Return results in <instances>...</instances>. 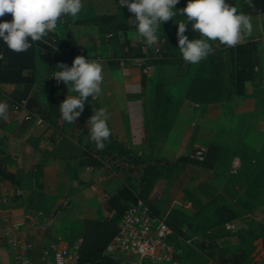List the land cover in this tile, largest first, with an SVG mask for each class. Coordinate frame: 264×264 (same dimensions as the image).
Segmentation results:
<instances>
[{
    "label": "rangeland",
    "instance_id": "374dc122",
    "mask_svg": "<svg viewBox=\"0 0 264 264\" xmlns=\"http://www.w3.org/2000/svg\"><path fill=\"white\" fill-rule=\"evenodd\" d=\"M179 1L182 8L188 2ZM245 1L226 0L241 12ZM180 21L187 22V19L177 14L173 20L161 23V27L169 25L174 29V55L163 53L158 31V43L153 46L145 44V60L149 67L141 72L142 86L124 94L115 76L114 86L110 85L108 91L115 96V100L109 104L104 102L103 107L108 110L109 128L123 138L132 151L145 157L163 156L174 160L186 155L192 158L190 154L193 149L198 145L205 146L209 141L222 147L218 160L210 168L185 161L172 173L156 177L148 196L165 222L168 220L171 226L179 227L180 233L175 236L174 242L181 250L182 264H247L252 258L253 240L259 230H264V184L254 196L242 193L246 185H253L250 192L255 188L253 179L256 171L264 166V11L252 19L253 33L247 37L257 38L260 43L258 53L263 77L259 84L247 86L240 94L233 91V48L225 47L220 53L223 61L220 93L215 101L209 103L183 97L185 82L201 72L204 60L196 65L183 60L176 35ZM187 28L184 35L189 40L199 38L190 23ZM212 46H217V42H213ZM156 79L162 81L169 97L161 99L162 107L155 108L152 88ZM130 99L139 103L137 133L131 129L127 109L123 114L118 111L120 107L126 108ZM153 108L156 110L153 111ZM108 179L110 189L128 183L132 189L138 190L135 173L113 170ZM245 200L252 202V205L259 202L254 206V215L258 217L245 220L247 224L242 226L241 207L237 206H240L238 202ZM216 208L223 215L228 212L225 208L231 210L233 217L230 220L236 228L218 236L215 245H209L205 235L210 220L217 216ZM78 237L79 224L73 222L57 245L78 242ZM232 254L239 256L233 258ZM222 258L228 261L223 263Z\"/></svg>",
    "mask_w": 264,
    "mask_h": 264
},
{
    "label": "crops",
    "instance_id": "0c3cea01",
    "mask_svg": "<svg viewBox=\"0 0 264 264\" xmlns=\"http://www.w3.org/2000/svg\"><path fill=\"white\" fill-rule=\"evenodd\" d=\"M83 2L85 6L77 18L65 17L58 24V29L49 33L48 36L56 39L53 44L48 45L47 49L42 46L36 49L31 94L44 107L48 86L54 84L53 72L63 70L56 65L64 63L71 67L73 59L78 55L103 65L102 94L96 99H87L83 112L73 124L64 121L59 115L56 129L47 126L44 119L35 112L32 113L41 117V123L25 119V113L31 112L25 106L16 112L9 110L8 119L0 120V160L14 177L13 181L0 177V235L10 220L36 214L34 218H24V223L16 232L21 247H16L10 239L0 236V264H17V253H23L33 264H38L40 254L49 245L61 242L71 223L80 224L83 217L102 218L113 213L105 203L106 197L119 186L109 188L111 182L108 176L112 172H108L104 166L90 167L78 163L81 145L88 133L86 121L94 114L93 110L103 107L104 102L109 104L115 100V96L108 92L110 85L114 86L115 76L119 88L126 94L141 87V72L149 67V63L145 60V44L141 46L143 55L122 54L126 50V45L122 43L124 38L131 44L141 40L135 34V26L127 22L133 14L126 6L120 7L118 0ZM98 12L121 13L126 28L115 31L114 39L109 37L110 32L101 33L99 25L89 20L93 13ZM259 14L250 15L254 19ZM67 31L77 47L70 54L66 53L69 46H64ZM47 72L50 73L47 75ZM59 84L64 86L63 100L68 95H76L70 85L62 82ZM12 88V83L0 82V99L8 96ZM103 89L107 90V94L103 93ZM119 109L120 114L126 113L127 109L131 129L137 133L138 101L130 99L126 108ZM14 189L20 191L19 195H12ZM63 198H66L67 205L55 210ZM105 210V214L101 213ZM254 214L241 210V219L244 220L241 221L242 226L247 224V219L251 221L258 217ZM44 216L48 217V223L42 227L40 225ZM259 231L253 240V264H264V230Z\"/></svg>",
    "mask_w": 264,
    "mask_h": 264
},
{
    "label": "trees",
    "instance_id": "16d2710c",
    "mask_svg": "<svg viewBox=\"0 0 264 264\" xmlns=\"http://www.w3.org/2000/svg\"><path fill=\"white\" fill-rule=\"evenodd\" d=\"M181 1L178 2L177 9L180 7ZM254 7H249L245 1L242 6V11L247 14H257L264 11V0H252ZM179 14V13H177ZM12 16L6 14L0 17V21H11ZM89 20L92 23L99 25L101 33L110 32L111 38L116 37L117 30H124L126 22L121 13H106L98 12L93 13ZM176 21V18H175ZM162 38L163 53L169 56L175 53V39L174 29L167 25L162 26L160 29ZM53 38L47 36L46 40ZM53 41V42H54ZM126 45V50L122 52L124 56H139L143 55L141 46L145 44L142 40L131 44L128 39L124 38L122 41ZM259 40L257 38H247L233 48V62L234 68L232 71V87L236 94L244 91L245 87L257 85L260 82L262 75V66L259 56ZM49 48L47 44L42 42H32V47L25 52H14L10 50L7 45L0 40V82L12 83L13 88L9 92V97L14 99H25V107L31 112L38 113L46 122L47 126L52 129L57 128V117L60 115L59 105L63 101V84H50L48 86L47 101L44 107H41L37 99L31 94V87L33 84V59L36 49L39 47ZM64 46H69L66 51L67 54L72 53L77 47L74 39L70 33L66 32V40ZM226 46L217 41V46H214V53L209 55L204 60V66L200 73L191 76L184 84L183 97L190 98L195 102L209 103L217 99L222 82L223 61L220 53ZM50 72H47V75ZM141 75V86H142ZM152 100L154 107H162L161 99H167L169 96L160 79H156L152 88ZM154 109V108H153ZM154 109L153 111H155ZM154 113V112H153ZM165 122L164 119V124ZM110 143L106 144L103 151L96 149L95 144L89 140L88 133L81 145L80 153L78 155L79 165L90 167L104 166L108 172L113 170L121 171L122 173H135L138 177V190L132 189L128 183L120 184L113 192L106 197V206L113 211L112 215L104 216L102 218L83 217L79 224V242L77 245V253L79 260H89L96 264H111L109 257L105 254L104 249L112 235L117 228V219L123 209L128 203L135 200L136 196L141 198L154 213L159 214L158 208L149 198V190L152 186L154 179L158 176L172 173L179 164L189 161L204 168H210L218 160L222 147L214 142H207L205 150L201 159L187 157L186 155L180 156L174 160H168L163 156L145 157L138 154L130 147L127 146L125 140L119 137L116 132L111 131ZM256 177L253 183L256 184L255 188L251 187L252 184L246 185L243 188V195L254 196L257 194V189L261 188L264 184V166H261L256 171ZM0 177L13 181V174L5 168V165L0 160ZM127 203V205H126ZM252 202L245 200L238 202L241 210H248L253 213L254 209L259 202L251 204ZM126 205V206H125ZM249 208V206H251ZM254 207V208H253ZM224 215L220 214L216 208V217L212 218L207 228L205 238L209 245H215L218 236L227 234L223 227V222L230 220L233 217V212L227 210ZM240 210V211H241ZM168 224L169 221L167 220ZM264 227V226H263ZM173 236L171 241L174 245L175 236L180 233V229L176 225H172ZM233 258L239 256L232 254ZM227 258H222V262L226 263ZM247 264H253L249 261Z\"/></svg>",
    "mask_w": 264,
    "mask_h": 264
},
{
    "label": "clouds",
    "instance_id": "9594fccd",
    "mask_svg": "<svg viewBox=\"0 0 264 264\" xmlns=\"http://www.w3.org/2000/svg\"><path fill=\"white\" fill-rule=\"evenodd\" d=\"M179 0H118L120 7H127L133 14L127 20L135 26V34L147 46L158 43V31L161 23L173 20L179 13L187 22L177 23L176 35L178 49L183 60L196 65L214 53L213 42L226 47H235L253 33L250 14H245L226 0H188L182 9L175 6ZM249 7H254L252 0H246ZM83 0H0V17L11 14V21H0V40L17 53L32 47V42H42L51 32L58 29V24L65 17L77 18L84 8ZM199 38L189 40L184 35L187 25ZM52 78L71 86L76 95H68L60 103L61 118L73 124L84 110L87 99H96L102 94L104 82L103 65L96 60H89L83 55L76 56L71 67L58 63ZM10 105L0 101V120H7ZM88 118L89 140L99 151L110 143L111 129L108 125L109 115L106 107L93 110Z\"/></svg>",
    "mask_w": 264,
    "mask_h": 264
},
{
    "label": "built area",
    "instance_id": "2783aa9c",
    "mask_svg": "<svg viewBox=\"0 0 264 264\" xmlns=\"http://www.w3.org/2000/svg\"><path fill=\"white\" fill-rule=\"evenodd\" d=\"M63 22V21H62ZM47 45H52L54 39H44ZM156 49H158L156 47ZM50 76V75H49ZM52 83L59 81L52 78ZM0 101H6L12 112L18 111L25 106V99H14L5 96ZM25 119H33L36 123H41L42 119L32 112H26ZM205 146L198 145L191 152L190 156L201 159ZM20 191L14 189L12 195H19ZM67 205L66 198L59 201L56 209ZM23 216L20 219H13L8 222V226L2 229L1 237L10 239L16 247H21V242L16 236L20 225L24 223V218H34ZM48 223V217L44 216L40 226ZM117 228L105 246L104 252L109 257L111 264H182L181 250L171 241L173 228L170 224L139 197L128 203L117 219ZM223 227L228 231H233L235 226L231 220L223 222ZM80 237H78L79 242ZM78 242L72 244L63 243L60 245H49L39 256L38 264H96L89 260H79L77 253ZM17 264H33V261L23 253H17ZM107 264V263H104Z\"/></svg>",
    "mask_w": 264,
    "mask_h": 264
}]
</instances>
